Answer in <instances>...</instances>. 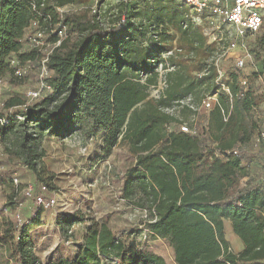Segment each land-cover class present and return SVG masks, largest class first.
Instances as JSON below:
<instances>
[{
	"label": "trees",
	"instance_id": "trees-1",
	"mask_svg": "<svg viewBox=\"0 0 264 264\" xmlns=\"http://www.w3.org/2000/svg\"><path fill=\"white\" fill-rule=\"evenodd\" d=\"M75 3L0 0V79L22 80L14 77L11 56L22 65L41 62L38 50L26 49L33 22L51 44L60 42L46 64L51 91L33 104L20 98L3 102L0 141L6 142L7 156L20 160L37 184L48 188L46 138L100 137L107 155L128 148L132 163L123 194L147 218L130 240L93 222L73 258L48 264H167L145 248L140 240L145 232L148 240L168 244L175 264H264V180L251 178L248 158L256 156V141H264L257 117L264 92L252 83L257 74L231 71L220 80L219 43L209 42L179 0L148 5L124 0L108 26L97 16L85 25L61 18L58 9ZM62 28L64 40L57 35ZM70 31L78 33L76 41ZM258 44L264 50V34ZM162 81L164 88L153 96ZM209 97L216 101L207 110L203 102ZM188 98L190 103L182 104ZM182 119L196 134L181 131ZM11 135L15 143L8 145ZM0 185L11 189L0 208L7 221L0 243L9 245L11 264H42L31 234L43 228L44 210L36 206L27 219L16 221L12 216L24 199V185L16 187L4 172ZM85 221L80 212L66 214L56 229L68 242L73 228ZM226 221L243 245L239 253L226 238Z\"/></svg>",
	"mask_w": 264,
	"mask_h": 264
},
{
	"label": "rangeland",
	"instance_id": "rangeland-1",
	"mask_svg": "<svg viewBox=\"0 0 264 264\" xmlns=\"http://www.w3.org/2000/svg\"><path fill=\"white\" fill-rule=\"evenodd\" d=\"M124 0H77V3L66 6L64 16L71 20H77L81 24H87L97 16L104 26H108L115 14L118 5ZM143 5L152 4L153 0H141ZM213 24L204 27L209 31L213 40L217 38L219 43L218 64L223 72L237 71L242 77L257 74L253 80V86L264 92V50L258 44L259 38L264 34V25L256 34L238 36L234 27L225 25L220 19H209ZM71 30V29H70ZM71 32V41L78 38L77 32ZM236 43L232 48L231 44ZM31 47V46H30ZM47 48V47H46ZM29 48V44L26 46ZM48 51L51 48H47ZM244 61V67L238 69L236 63ZM26 67V75L22 80L15 82L5 80L0 87L1 101L6 102L11 98H20L28 104H33L26 98V93L36 90L40 84L41 62H29ZM0 112H2L0 108ZM182 124L189 126L182 119ZM264 135V123L260 125ZM264 138V137H263ZM16 136L11 135L7 144L15 143ZM259 136L256 137V140ZM6 142L0 141L1 172L8 173L17 178L22 185L41 183L28 170L23 163L5 154ZM259 167H251V178L256 181L264 180V143L261 138L256 141ZM253 147V146H252ZM45 157L43 178L50 185L47 197H55L56 205L51 211H43V228L31 234L35 244V252L42 264L71 259L83 242V237L93 222L106 224L118 237L126 240L137 237V232L143 229V223L147 213L133 205L123 194L124 174L132 163L131 154L126 147L116 148L112 154L107 155L103 151L102 138L86 140L76 134L67 138H46L43 143ZM259 149V150H258ZM260 153V155H259ZM253 156L248 155L251 159ZM263 168V169H261ZM248 178L242 180L246 184ZM38 191V190H36ZM11 189L8 185H0V208L9 201ZM36 207L32 200L25 198L18 206L13 218L18 216L27 219L29 212ZM80 212L86 217V221L73 228V238L65 241L57 231L56 221L66 214ZM7 228V221L0 217V234ZM226 238L235 253H239L237 237L232 231L230 222H225ZM137 234V235H136ZM145 232L140 240L145 248L161 255L167 264H175L172 249L162 240H148ZM136 235V236H135ZM239 240V239H238ZM240 241V240H239ZM241 243V242H240ZM242 246V244H241ZM10 247L3 241L0 243V264H11Z\"/></svg>",
	"mask_w": 264,
	"mask_h": 264
},
{
	"label": "built area",
	"instance_id": "built-area-1",
	"mask_svg": "<svg viewBox=\"0 0 264 264\" xmlns=\"http://www.w3.org/2000/svg\"><path fill=\"white\" fill-rule=\"evenodd\" d=\"M183 2L187 7L193 21L204 27H209L213 24L209 19H220L225 25H230L235 28L238 36H245L247 34H256L258 33L264 25V0H179ZM61 18L64 16V10L58 9ZM31 28L34 29V34L29 42L30 50H38L42 54L41 60V74H40V84L39 88L36 90H30L26 93V98L30 101L36 102L41 100L48 92L51 91L50 85L47 83V78L50 75L46 64L49 60L50 55L52 54L53 49L60 44H51L48 41V36L45 30H43L39 23L33 22ZM205 31V29H204ZM206 36L209 38V42H217V38L214 37L213 40L210 36L212 34L209 31H205ZM58 37L61 40L67 38L65 28L60 29L57 32ZM31 46V47H30ZM232 48L236 47V43L231 44ZM51 48L48 51L47 48ZM10 64L14 68V77L18 79H23L26 75V67L22 65L19 59L16 56H11ZM238 69L244 67V61H238L236 63ZM160 72L161 69H160ZM220 74V80L225 77V72L221 69L218 70ZM6 79H0V87ZM6 82V81H5ZM242 85L246 86V81H242ZM165 83L162 81L160 85L152 89V95L158 96L159 92L164 88ZM190 98L183 101L182 104H189ZM216 101V97H209L203 102V106L210 110ZM3 107V102L1 101L0 94V108ZM23 118H21L22 120ZM181 131L184 133L196 134L195 128H190L186 124H182L180 127ZM1 169V168H0ZM1 172V171H0ZM13 184L18 187L21 185L19 180L12 176ZM38 190V191H36ZM49 192V188L40 184L38 187L34 184L25 185L22 190V196L27 200H32L34 204L43 209L44 211L51 210L56 205V198H48L46 193ZM19 221H22L21 218L17 217Z\"/></svg>",
	"mask_w": 264,
	"mask_h": 264
},
{
	"label": "crops",
	"instance_id": "crops-1",
	"mask_svg": "<svg viewBox=\"0 0 264 264\" xmlns=\"http://www.w3.org/2000/svg\"><path fill=\"white\" fill-rule=\"evenodd\" d=\"M257 117H258V119H259V121H260V125H262L263 123H264V103L262 104V105H260L259 107H258V109H257ZM263 143H264V141H263ZM262 148L264 149V146H262ZM259 150V149H258ZM255 153H258V151H257V147H256V149H255V151H254ZM263 154H264V151H263ZM249 155H252L253 157L251 158L253 161H252V163H251V167H253L254 165H256L257 167H259V165H258V163H259V161H260V159L259 160H256L255 158H260V156L259 157H256L253 153L252 154H249ZM262 158H264V156L262 157ZM258 162V163H257ZM261 169H263V168H261ZM47 196V195H46ZM49 198V197H48ZM32 211V210H31ZM31 211L29 212V213H31ZM48 211H51V210H48ZM30 215V214H29ZM237 242H238V247H239V249H240V251H242L243 250V245L241 246V244L242 243H240L241 241H239L238 239H237ZM77 253H78V250H77ZM76 253V254H77ZM75 254V255H76Z\"/></svg>",
	"mask_w": 264,
	"mask_h": 264
}]
</instances>
